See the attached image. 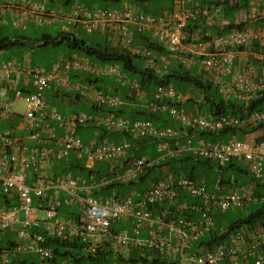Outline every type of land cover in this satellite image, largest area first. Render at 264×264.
Instances as JSON below:
<instances>
[{"label":"built area","instance_id":"2783aa9c","mask_svg":"<svg viewBox=\"0 0 264 264\" xmlns=\"http://www.w3.org/2000/svg\"><path fill=\"white\" fill-rule=\"evenodd\" d=\"M242 1L220 0V3L186 9L183 0H176L172 12L154 14L129 3L116 8L74 0L68 8H55L39 0H0V20L11 13L15 23L23 28L29 22L60 21L65 33L76 34L78 27L88 33L106 32L116 36L123 47L143 57L146 66L157 73L172 58L180 57L182 64L193 58L224 96L246 101L253 90L264 88V74L256 82L252 68L247 72L234 71L235 63L242 56H249V52L257 62H264V26H234L229 32L215 35L205 27L187 30L190 21L223 28L232 23L264 19V0H249L246 8L234 9L236 14L231 19L225 5L236 6ZM147 31L165 47V54L135 45V34ZM255 42L260 48L252 47ZM22 70L33 78L34 91L18 86ZM71 70L97 77L112 76L129 85V96L147 95L139 81L125 73L119 64L89 62L78 54L59 59L49 69L29 62L22 65L11 59L0 62V120L14 116L15 99H21L25 103V113L20 114L22 123L32 128L27 137L17 133V126L0 129V184L8 201L0 202V231L14 228L20 239L10 251L17 255L33 251L43 264H77L70 257L54 261L56 251L48 238L56 237L64 241L76 239L87 254L112 240L116 252L125 257L132 250L140 252L142 258L131 264H264V217L230 230L222 227L220 234L226 233V236L211 246L197 244L215 227V211L244 208L251 202L264 201V195L255 193V185H235L219 178L210 186L205 176L176 174L164 167V175L156 181L149 180L148 187L141 190L133 188L123 194L101 192L102 186L134 180L160 161L183 151L221 165L238 159L256 181L264 182L263 137L203 138L194 144L189 136L185 144L177 142L172 146L169 139L178 134L173 126L158 127L147 119L129 121L111 112L62 114L57 108H50L46 91L52 85L67 84L65 73ZM226 75L232 79L225 80ZM9 89L14 90V97L9 95ZM93 91L99 106L118 108L123 103L118 94L98 88ZM189 98V93L177 90L172 84H160L149 99L148 108L171 114L188 130L217 132L224 128L264 125V109L243 117L237 114L215 117L178 106ZM53 123L64 126V132L57 134ZM89 123L102 126L107 132L130 133L133 138H156L159 155L155 158L134 156L125 162L133 142L126 137L117 142L107 136L84 141L76 128ZM42 131L48 135L42 137ZM29 137L37 140L36 143L30 144ZM71 153L83 160L86 169L107 161L113 174H103L98 179L94 173L85 177L72 171L55 172L54 163ZM65 205H76L78 211L62 215L60 210ZM153 206L159 211L151 209ZM39 211L45 215L39 216ZM122 220L130 222L131 229L113 231V223ZM2 255L6 263L12 262L11 253Z\"/></svg>","mask_w":264,"mask_h":264},{"label":"trees","instance_id":"16d2710c","mask_svg":"<svg viewBox=\"0 0 264 264\" xmlns=\"http://www.w3.org/2000/svg\"><path fill=\"white\" fill-rule=\"evenodd\" d=\"M83 1V0H81ZM107 1V0H105ZM114 2H119L121 0H112ZM150 0H134L129 1L128 3L131 5L139 6L142 10L154 13V14H161L165 11L172 12L175 6V0H172V5L169 8L161 7V9H158L157 11H149L147 9H144V7H141L140 3L146 2ZM84 2V1H83ZM195 3V6H201V5H211L213 3H220V0H193ZM249 0H244L240 4L236 6H229L228 4L227 9L233 10L234 9H240V8H246L249 5ZM87 5H93L88 4L84 2ZM127 4V3H126ZM125 4V5H126ZM124 6L119 5L118 7ZM104 7H110V6H104ZM232 19V16L229 15ZM234 26L238 28L246 27V26H252V27H259L264 26V19L254 21V22H243L241 24H235L232 23L230 26L227 27H210V31L213 35L220 34V33H226L229 32ZM203 27V24H200L196 21H190L187 24V30L193 31L197 28ZM88 33V32H86ZM96 33V32H94ZM89 33V34H94ZM151 34V33H150ZM24 39H28L26 36L23 35H15L13 38L11 37H5L0 38V50H3L5 48H8L9 46H12L14 44L19 45L24 43ZM39 44L42 45H49V44H60L65 43L70 49L73 51H77L80 54L89 56L94 58L97 61H100L99 64L104 63H117L121 66L123 71L127 74L132 73L134 76L137 74L138 81L142 87L143 90H145L146 94L148 95V98H152V94L160 84H172L174 87L179 86L180 83H189L193 87L197 88L201 92V102L198 101L199 105V111H201L205 115L209 116H220L223 114H237L241 117L250 114L251 112L255 110H262L264 109V88L258 89L250 99L244 101L240 100L235 97H227L224 96L220 91L219 87L212 81L205 79L204 73H198L197 70L193 71L191 68L186 67L181 62H176L173 59H171L170 63L167 66L162 67V72L157 73L155 69L147 67L145 62L146 60L141 57L140 55H136L132 53L127 48L123 47L121 44H117L116 46L113 45H107V44H101L99 42L93 43L89 42L84 37H79L74 33H65L60 31V33L56 36L52 35H43L40 39L36 40ZM134 42L135 45H140L143 47H150L153 48L158 54H165L166 50L165 47L158 41H156L152 35L151 37L145 33H136L134 36ZM253 48L258 49L260 48V45L258 42H255L252 45ZM264 48V45L262 46ZM71 57V56H70ZM139 62V63H137ZM98 63V62H96ZM159 63V62H157ZM130 75V74H129ZM104 77H96L94 78V82H98L99 80L103 79ZM133 78V77H132ZM134 79V78H133ZM137 80V79H136ZM177 84V85H176ZM100 89H103L105 92H110L106 88L98 86ZM118 87L114 89V92H117ZM182 92L183 90H179ZM113 92V91H112ZM125 99H129L130 96L124 95ZM188 101L192 100V98L187 99ZM165 101L169 102L168 99ZM189 101V102H190ZM196 102V101H195ZM98 105V104H97ZM99 106V105H98ZM100 108H106V106H99ZM107 112H111L114 115H121L125 117L129 121H134L136 119H147L151 120L156 126L158 127H166V126H175V122L173 121L171 115L169 113L164 112H153L149 108H139V109H127V108H110L107 106L106 108ZM89 127L93 128H101L102 132L100 137H104L108 135V138L113 141L115 140L112 135L116 134V132H107L106 129L102 126H99L95 123H89ZM78 126L76 128V133H84V127ZM86 127V126H85ZM258 127H264L263 124L250 126L248 129L238 126V127H232V128H224L222 130H219L217 132H208V131H201V136H204L206 139H213V140H228L233 137H237L240 133H248L254 131ZM124 137L130 139V141L133 142V147L128 152V158L125 162H128L130 159H132L134 156H141L143 153H140V149L144 148L150 143H153L156 145V152L152 155H149L151 158H155L159 155V152L157 151V144L158 140L156 138H148V137H142V138H133V136L130 133H122ZM80 135V134H79ZM237 135V136H234ZM222 136H226L225 139L222 138ZM264 139V138H263ZM173 140L175 143L176 139H169ZM84 141H88V139H85ZM117 142H120L118 140ZM179 160L184 161L182 164L181 171L174 170L172 173L176 174H186L188 176H197L196 170L199 165L207 166V167H214L213 162L206 160L204 158H201L194 153L190 151H183L175 156H169L163 161H160L159 164L156 167H151L148 169L145 173L138 176L134 180H130L128 182H112L110 184H107L106 186L101 187V192H111L115 191L118 194H123L125 192H129L133 188H137L136 184L138 181L140 182H147L148 180L156 181L160 179L164 174L165 170H163L166 165H171L172 162ZM187 160H194L196 164H194L188 171L186 164ZM59 165L61 166V171H72L76 174L83 175L85 177H88L91 174H95L98 179L101 178L103 174L112 175L113 173L107 172L100 164L94 166L91 169H86L83 163V160L77 159L73 153H71L69 156L62 158L54 163V170L56 172L55 167ZM227 165V166H226ZM76 169H79V172L76 171ZM220 169V178L222 181L230 184H238V178L235 177H225L223 176V171L225 169H231L232 171H235L240 174H246L252 182H254L255 186L257 187H264V182L256 181L252 175L250 174L248 168L241 162L235 161V159L231 160L229 163L225 165H219ZM159 170L163 175L162 176H155L153 177L151 174L153 171ZM60 171V172H61ZM59 173V172H57ZM255 193L259 195H263L260 191H257L255 189ZM6 202H8L6 200ZM155 212L159 211L156 207H151ZM215 227L206 235H204L197 244L205 243L209 246L211 244L219 242L221 239L226 236V233H221L220 230L222 227L227 228L228 230L232 229L234 226H239L243 223L248 222H254L256 219L260 217H264V204L257 208L256 211H252L248 215H245L244 217L239 218L235 222H228L225 212L215 211ZM124 224H128L127 221H116L113 223L112 230L118 231L125 226ZM128 228V227H127ZM48 243L54 247L56 251V257L54 258V261H61L64 258L70 257L74 259V261L77 264H131L135 263L137 260H140L141 255L139 251L132 250L128 257H125L122 253L116 252L113 246V241L106 242L104 245L98 247L96 251L92 253H84L80 249L81 244L76 240H68L64 241L62 239L56 238V237H50L48 238ZM11 246L16 244V242H10ZM3 250L0 249V256L2 255ZM146 260V259H145ZM10 264H43V260L40 258L39 262H31L29 263L26 259L20 258L16 259L13 258L12 262Z\"/></svg>","mask_w":264,"mask_h":264},{"label":"rangeland","instance_id":"374dc122","mask_svg":"<svg viewBox=\"0 0 264 264\" xmlns=\"http://www.w3.org/2000/svg\"><path fill=\"white\" fill-rule=\"evenodd\" d=\"M83 1L88 4H93V5L103 6V7L104 6L117 7L122 4L125 5L129 1L134 2V0H121L119 2H114L112 0H107V1L105 0H83ZM140 5L141 7H144V9H147L149 11H157L158 9H161V7L169 8L172 5V0H150V1L140 3ZM7 22L8 21L2 22L0 20V38L2 37L13 38L15 35H23V36L29 37V39H24L23 44H19V45L14 44L9 48L4 49V51L0 53V62L3 60H9V59L23 62L24 57L31 56V59H33L34 61L33 65H37L41 68H44V67H49L52 63H54V61L60 59L63 55H65V53H68V54L73 53V50L70 49L65 43L41 45L38 42H36V40L42 37L43 32H50L53 35H56L58 31L62 29V24L50 25V24L31 23L25 29V28H17L12 23L10 22L7 23ZM78 36L84 37L89 42L97 43V41L99 40L100 43L106 44L105 35L89 34V33H86V30L83 28H81ZM98 63H101V62L98 61ZM189 68H191V70L193 71H196L194 67H189ZM129 74L131 78L133 77L134 79L138 80L139 76L137 74H135L136 76H134L132 73H129ZM106 78L109 79V77H106ZM103 82L104 81H100L99 84L102 85ZM127 86L129 85L127 84ZM175 88L177 90L186 91V93H190L194 89L198 90L197 88L193 87L189 83H184V84L180 83L179 86H176ZM62 90H64V88H62ZM46 97H47L48 102L51 104L50 108H53V107L57 108L62 114H67L69 111H77L76 109L81 110L79 112H94L93 107H92V102L85 101L83 104L79 103L76 106H73V105L70 106L66 104V102L62 101L60 97H57L53 89H48L46 93ZM197 97L200 98L199 94ZM199 101L201 102V100ZM184 105H185V108L187 109L192 106H194L193 109H196V105L192 104L189 101H186ZM14 110L19 112L20 114H24L25 113L24 101L21 99H16L14 103ZM171 117L175 123L177 122L181 123V121L178 120V118L173 117L172 115ZM79 134L83 140L88 139L90 137H95L93 134V129H91V131H89L88 133H82L81 131V133ZM88 134L89 136L87 138ZM139 151L141 154L143 153V155H152L156 152V145L153 143H150L144 148H141ZM235 161L241 162L238 159H235ZM183 162L184 161L176 160L172 162L171 165H166L165 168L168 169L169 171H174V170L181 171L183 170L182 166H184L182 164ZM107 163L108 162L105 161L101 163L100 165L108 172L109 168H108ZM194 164H196L194 160H189V161L187 160L186 167L188 171ZM219 165H220V162L218 161L213 162L214 167H207V166L199 165L196 170V174H197L196 177L205 176L207 179L208 185L212 186L214 182L220 178L221 174H220ZM55 169H56V172H60L62 170L61 166L59 165H57ZM76 171L79 172V169H76ZM61 172H64V171H61ZM151 175L153 177L155 176L160 177L163 174L159 170H155L152 172ZM223 176H225L226 178L229 176L233 178L237 177L239 180L238 181L239 185H251V184L255 185L254 182H252V180L250 179V177H248L246 174H240L235 171H232L231 169H225L223 171ZM148 185H149V180L147 182L138 181L136 184V187L138 190H141L145 187H148ZM255 189H257V191H260L264 195L263 186L262 187L254 186V190ZM3 194L4 193L1 191V187H0V201L1 202L5 200V198L3 197ZM263 204H264V201H257V202L249 203L244 208L243 207H232L226 211H223V210L221 211L225 212L228 222H235L239 218L244 217L245 215H248L252 211H256V209L261 207ZM77 211H78V207L76 205H69V206L65 205L61 208L60 213L62 215H68L69 213H76ZM38 215L44 216L45 213L44 211H39ZM129 223L130 222H128V224ZM129 225H128V228H129ZM131 227H132V224L130 226V229ZM18 241H20V239L14 228H8L6 230L0 231V249H2L3 252H5V254L11 253L12 259L13 258H16V259L24 258L29 263L40 261L39 255L33 251H23L19 253L18 255L10 251L12 250V246L10 242H18ZM0 264H8L4 260V255L0 256Z\"/></svg>","mask_w":264,"mask_h":264},{"label":"crops","instance_id":"0c3cea01","mask_svg":"<svg viewBox=\"0 0 264 264\" xmlns=\"http://www.w3.org/2000/svg\"><path fill=\"white\" fill-rule=\"evenodd\" d=\"M39 1L45 2L47 7H55V8H61V7L68 8V6H70V4L73 2V0H46V1L45 0H39ZM175 4H176V0H175ZM182 4H183V8H186V9L195 6V3L193 2V0H183ZM224 9H225V12L228 15H231L234 18L235 14H236L235 11L227 9V6H225ZM203 20L206 21V19H204V18H203ZM1 21L2 22L8 21V22L12 23L17 28H23V27L18 26L15 23L14 16L11 15V13H8ZM31 23H35V22H29L27 24V27ZM35 24H37V23H35ZM55 24H62V22L57 21V22H55L53 24H50V25H55ZM203 26L205 27V29H210V27H213V26L217 27L216 25H207V23H205ZM27 27H25V29ZM81 28L82 27H78L77 35L79 34ZM60 31L61 30H59L56 35H58L60 33ZM46 34L47 35L56 36V35H53L50 32H43L42 36L46 35ZM94 34L105 35L106 44L107 45L109 44V45L116 46L118 44V40H117L116 36H111L110 34H108L106 32H96ZM145 34H147V35H149L151 37V34H150L149 31L145 32ZM3 38H5V37H3ZM27 38L29 39V37H27ZM97 42L100 43L99 40ZM9 47H11V46H9ZM5 49H7V48H5ZM3 51H4V49L0 50V53L3 52ZM75 54L81 55L85 59L89 60V62H95V63L98 62L94 58L86 56V55H83V54H80L77 51H73L72 54L65 53V55H63L60 59H66V58H68L70 56H73ZM184 55L188 56L187 54H184ZM172 59L174 61H176V62H181L182 63L181 58L178 57V56L175 57V58H172ZM58 60H56L54 62H57ZM15 61H17V60H15ZM238 61L239 62L235 63L234 71H241L242 70L244 72H247L248 70H250L249 68H252L254 70L253 73L255 74L256 82L260 81L261 76H263V74H264V62H257V60L254 58L253 54H251L250 52H249V56H242L241 58H239ZM25 62H29L30 64L33 65L34 61H33V59H31V56L30 57H28V56L24 57L23 62L17 61V63L22 64V65H24ZM52 64L49 67H44V69H49L52 66ZM184 65L186 67H194L197 70L198 73L203 72L204 76H205L204 78L207 79V80H210V76L207 75L204 70L200 69L199 64L193 58H190L189 61L186 62ZM33 66H37V65H33ZM22 69H23V66H22ZM65 75H66L65 80L68 81L67 84L63 83V84H61L59 86L52 85V87L49 88V89H53L55 95L57 97H60L62 99V101L66 102V104H68L70 106L71 105L76 106L79 103L83 104L85 101H88V102H92V107H93V110H94V112H89V113H92V114L108 113L107 110H106L107 106H106V108H104V107L100 108L97 105V101L95 99V93H94L93 90H94V88L100 89L98 87V86H100V87H103L104 89L106 88L108 91H110V92H107V93L118 94L119 96H121V98L123 99V103L120 106L121 108H127V109H131V108H134V109L148 108V101H149L148 95H146L144 97H141V96H138V97H134L133 96V97H131L130 96L129 99H125L124 95H128V96L130 95L129 86H127V83L118 82L112 76L111 77L108 76L109 79L104 77L103 79L99 80L98 82H94V81L91 82V80H94L95 76L91 75V74H89L87 72L85 73V72H78V71L71 70V71H67L65 73ZM230 79H232L231 76H229V75L225 76V80L229 81ZM100 81H104L102 85L99 84ZM18 86L21 89H24L25 91H34L35 90V85L33 83V78L32 77H27L23 70L21 71V76H20V79H19V82H18ZM71 86H73V87H71ZM77 86H80V89H77ZM117 87H118L117 92L116 91L114 92V89L117 88ZM62 88H64V90H62ZM80 90H84V92L81 93ZM101 90H103V89H101ZM47 91H46V93H47ZM256 91L257 90H253L252 93L254 94ZM198 94H199L200 98L197 97ZM9 95L11 97H14V90L9 89ZM189 95H190V98H192V100L191 101L189 100V101L192 104L196 105V109H193L194 106H192V107H190L188 109L185 108V105H184L185 102L182 103V104H178V106L183 108V109H185V110H188V111L200 110L199 109V105L200 104L198 103L199 100H202L201 99L200 90L199 89L198 90L194 89V90H192L189 93ZM230 97H233V96L231 95ZM76 110L77 111H69L67 114L72 113V112L81 111V110H78V109H76ZM15 112H16V114L14 116L10 117L8 120H0V129H2L4 127H7V126H17V133L27 137L30 134L32 128L24 127V125L22 123V118L20 116V113L17 112V111H15ZM53 125L55 127V131H56L57 134H62L64 132V129H65L64 126L59 125L57 123H53ZM88 125H90V124H88ZM88 125H85L86 127L85 126L83 127L84 133H88L89 131H91V129H93V134H94L95 137L96 136H98V137L101 136V133H102V132H100V131H102L101 128H97L96 129V128H93L91 126L89 127ZM175 126H176V129L178 130V134L173 136L172 138H170V139H176L175 143L173 142V140H170V143H171L172 146H176L177 142L180 145L185 144L187 142V139H188L189 136L192 138L194 144H196L200 139L204 138V136H201V133H200L201 130H199V129H197V130L185 129V128H183V126H182V124L180 122L175 123ZM89 134L87 135V138H88ZM47 135H48L47 131H42L41 132V136L42 137H46ZM250 135L264 138V127H258L252 132L240 133L238 136L237 135H234V136H237L238 138H242L243 139V138H246L247 136H250ZM106 136L108 137V135H106ZM112 137L115 140L117 139V141L118 140L122 141L125 138L122 133L113 134ZM92 138H94V137H90V138H88V140H90ZM222 138L225 139L226 136H222ZM36 141L37 140L29 137V143L30 144H35ZM107 164L109 166L110 163L108 162ZM0 187H1V184H0ZM1 191H2V189H1ZM6 200L7 199L5 198V200L3 202H1V201L0 202L1 203H5ZM36 203H38V201H36ZM129 224H124V225L128 227ZM130 226H131V224L129 225V228H130Z\"/></svg>","mask_w":264,"mask_h":264}]
</instances>
